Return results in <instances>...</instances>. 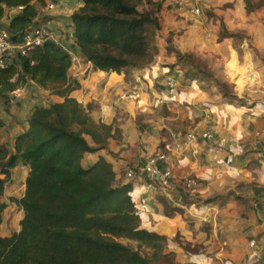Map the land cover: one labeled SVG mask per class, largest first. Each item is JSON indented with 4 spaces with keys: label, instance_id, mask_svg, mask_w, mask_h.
<instances>
[{
    "label": "trees",
    "instance_id": "trees-1",
    "mask_svg": "<svg viewBox=\"0 0 264 264\" xmlns=\"http://www.w3.org/2000/svg\"><path fill=\"white\" fill-rule=\"evenodd\" d=\"M144 1L82 0L72 14L77 52L95 71L120 74L153 61L151 33L159 22L151 11L139 10ZM243 1L249 14L264 5V0L256 5ZM46 6V0H0V30L8 32L13 44H21L34 27L44 25L41 11ZM7 12H12L8 22ZM222 26L221 39L232 38ZM178 56V62L188 60ZM3 58L7 67L0 68V99L8 100L32 80L63 102L35 107L29 130L15 140V152L0 151L5 176L0 179V264H178L174 253H164L167 238L142 227L134 195L138 184L118 183L105 158L84 167L87 154L107 149L114 127L96 123L90 108L71 97L81 87L69 80L72 54L49 41L28 56L15 50ZM186 75L196 79L190 71ZM19 164L29 168L24 196L17 200L23 218L18 232L3 236L8 204L1 199L11 169ZM148 251L152 254H143Z\"/></svg>",
    "mask_w": 264,
    "mask_h": 264
},
{
    "label": "crops",
    "instance_id": "crops-1",
    "mask_svg": "<svg viewBox=\"0 0 264 264\" xmlns=\"http://www.w3.org/2000/svg\"><path fill=\"white\" fill-rule=\"evenodd\" d=\"M46 1L41 11V17L46 18L42 26L56 33L74 53L69 80L81 87L71 97L90 108L96 123L114 127L107 149L87 154L84 167L105 158L113 164L118 183L138 184L134 190L138 203L146 184L140 170L151 155L173 144L175 201L170 202L159 191L148 194L147 204L140 205L142 227L167 238L164 253H174L178 264H264V204L260 202L264 196V104L246 107L230 103L194 82L180 88L173 100L163 84L169 70L158 66L146 69L143 78L138 71H95L78 54L73 36L70 18L82 0ZM51 3L53 10L48 8ZM11 16L12 12H7L5 21ZM135 79L143 86L133 87ZM133 89L134 100L122 99ZM46 97L63 102L50 89L30 82L22 99L12 100L11 95L6 101L0 99L4 121L0 151L15 152V140L29 130L34 108L49 105ZM160 97L166 104H158ZM206 129L225 139V149L216 158L207 153L203 141L187 147L182 144L189 132ZM87 140L93 145L90 137ZM129 171L136 173L134 180L127 179ZM28 172L29 168L20 164L11 169L1 199L8 206L19 189L23 193L18 199L24 196ZM188 172L198 182L194 200L188 199L183 186V176ZM4 178L0 172V179Z\"/></svg>",
    "mask_w": 264,
    "mask_h": 264
},
{
    "label": "rangeland",
    "instance_id": "rangeland-1",
    "mask_svg": "<svg viewBox=\"0 0 264 264\" xmlns=\"http://www.w3.org/2000/svg\"><path fill=\"white\" fill-rule=\"evenodd\" d=\"M252 2L256 5L259 0ZM185 5L175 8L144 1L139 10L151 11L159 22V28L151 33L154 57L144 67L128 71H138L143 78L146 69L158 66L171 70V74L181 73V88L194 82L230 103L246 107L264 104V5L250 14L243 0H195ZM193 7L201 10L199 16L191 13ZM222 23L232 38L221 39ZM178 54L188 60L178 62ZM189 71L196 79L186 77ZM46 99L48 104L53 101ZM22 193L21 188L5 212V236L20 230L23 210L17 200ZM120 241L137 246L129 240Z\"/></svg>",
    "mask_w": 264,
    "mask_h": 264
},
{
    "label": "built area",
    "instance_id": "built-area-1",
    "mask_svg": "<svg viewBox=\"0 0 264 264\" xmlns=\"http://www.w3.org/2000/svg\"><path fill=\"white\" fill-rule=\"evenodd\" d=\"M154 3H164L166 6H171L175 8H183L185 7V3L187 0H151ZM50 10L55 8L53 3L48 5ZM191 13L194 16H199L201 10L198 7L191 8ZM52 41L69 53L74 56V53L68 50L59 40L56 33L50 30L46 26H36L30 32H28L22 43L19 45H15L10 41L9 34L5 30H0V68H6L7 62L3 58L7 53L14 52L18 50L20 55L25 57L30 53L35 51L37 48L43 46L45 43ZM30 83H35L32 80ZM182 78L181 73L176 74H167L164 76L163 84L166 89L171 92V97L176 99L179 94V89L182 86ZM143 82L140 79H135L134 87H142ZM135 89L131 93H125L122 95V99L125 100H134ZM26 86L19 88L12 93H10L12 100L22 99L25 95ZM159 105L166 104V100L162 97L157 99ZM198 141H203L206 144V151L208 154L214 156L215 158L221 154L226 146L225 139L218 137L217 133L214 130L206 129L204 131L194 130L189 132L182 144L187 147L193 143H197ZM172 152H173V144H166L163 150L156 152L151 155L147 162L145 163L141 174L146 177L145 184V193L139 199L138 205L145 206L147 204V195L153 193L155 191H159L163 197H165L170 202L175 201V176H174V168L172 161ZM264 167V162L262 163ZM136 178V173L134 171H129L127 173V179L134 180ZM183 186L188 196V199L194 200L197 196L196 189L198 188V182L194 174L188 172L183 176ZM260 202L264 204V196L261 197ZM255 242H251V246H254Z\"/></svg>",
    "mask_w": 264,
    "mask_h": 264
}]
</instances>
